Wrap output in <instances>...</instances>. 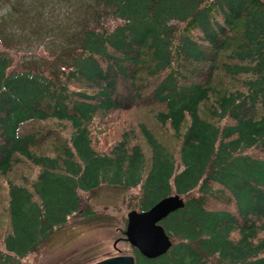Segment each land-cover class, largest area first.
Returning <instances> with one entry per match:
<instances>
[{
	"label": "trees",
	"instance_id": "16d2710c",
	"mask_svg": "<svg viewBox=\"0 0 264 264\" xmlns=\"http://www.w3.org/2000/svg\"><path fill=\"white\" fill-rule=\"evenodd\" d=\"M104 2L120 22L86 28L69 67L0 51V264L102 184L140 186L138 209L185 199L166 251L129 242L137 264H264V0Z\"/></svg>",
	"mask_w": 264,
	"mask_h": 264
},
{
	"label": "rangeland",
	"instance_id": "374dc122",
	"mask_svg": "<svg viewBox=\"0 0 264 264\" xmlns=\"http://www.w3.org/2000/svg\"><path fill=\"white\" fill-rule=\"evenodd\" d=\"M119 22L104 0H0V51L9 56L12 69L53 74L72 63L86 28ZM140 191V186L102 184L82 192L80 210L70 214L24 263L83 264L107 253H127L126 218L130 209L137 208ZM85 208L90 215L80 214Z\"/></svg>",
	"mask_w": 264,
	"mask_h": 264
},
{
	"label": "water",
	"instance_id": "95a60500",
	"mask_svg": "<svg viewBox=\"0 0 264 264\" xmlns=\"http://www.w3.org/2000/svg\"><path fill=\"white\" fill-rule=\"evenodd\" d=\"M184 197L179 192L164 195L147 209L128 211L125 238L136 245L143 254L156 256L166 251L172 239L160 220L171 211L183 206ZM86 264H137L132 253H114Z\"/></svg>",
	"mask_w": 264,
	"mask_h": 264
}]
</instances>
